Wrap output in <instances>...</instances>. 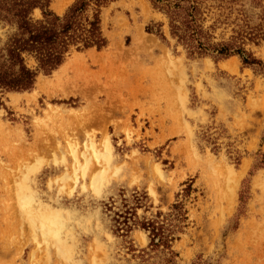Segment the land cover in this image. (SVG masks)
I'll return each mask as SVG.
<instances>
[{"label":"rangeland","instance_id":"374dc122","mask_svg":"<svg viewBox=\"0 0 264 264\" xmlns=\"http://www.w3.org/2000/svg\"><path fill=\"white\" fill-rule=\"evenodd\" d=\"M157 23L165 40L146 31ZM101 28L105 48L2 95L0 264H140V224L176 203L174 264H264V71L190 55L150 0L109 1ZM13 31L0 22V51ZM246 50L264 66V42ZM53 213L61 245L40 228Z\"/></svg>","mask_w":264,"mask_h":264},{"label":"trees","instance_id":"16d2710c","mask_svg":"<svg viewBox=\"0 0 264 264\" xmlns=\"http://www.w3.org/2000/svg\"><path fill=\"white\" fill-rule=\"evenodd\" d=\"M111 0H76L62 16L49 9L51 0H0V22L14 31L0 51V105L4 93L30 91L40 73L51 74L72 51L106 47L101 28L102 10ZM154 9L167 19L169 36L190 55L227 59L238 56L241 63L264 71L261 60L246 50L264 42V7L261 0H150ZM38 9L41 18L33 17ZM163 24L146 31L165 40ZM222 31L217 38L215 33ZM227 29L230 35L225 38ZM191 187L184 190L188 197ZM121 217V216H120ZM186 220L182 203L171 212L157 213L140 224L148 233L149 251L140 250V264L150 253L162 254L166 264H174L175 234ZM125 224V221L123 222Z\"/></svg>","mask_w":264,"mask_h":264},{"label":"bare ground","instance_id":"6f19581e","mask_svg":"<svg viewBox=\"0 0 264 264\" xmlns=\"http://www.w3.org/2000/svg\"><path fill=\"white\" fill-rule=\"evenodd\" d=\"M107 58V57H106ZM93 59V58H92ZM94 60V59H93ZM99 60H101V59H99L98 58V60L97 61H99ZM43 87V85H42V83H39V88H42ZM104 153H102L103 155H104V157H106L107 159H109L110 158V154H111V146H110V144H109V142H108V140H106L105 141V144H104ZM100 158V156H97V158ZM103 157V156H102ZM106 160V159H105ZM84 169V168H83ZM93 178V177H92ZM102 178V177H101ZM100 178V179H101ZM94 181H92V184H96L97 185V183H99L98 181H99V178L98 177H96V180L95 179H93ZM91 183V182H90ZM91 184V185H92ZM96 185L94 186L95 187V189H96V191L98 190L97 189V187H96ZM99 185V184H98ZM92 188H93V185H92ZM94 189V190H95ZM97 193V192H96ZM23 198V197H22ZM20 199V198H19ZM24 200V199H23ZM26 200V199H25ZM25 204V203H24ZM48 213V212H47ZM49 214V213H48ZM42 215V214H41ZM46 215V214H45ZM43 216V215H42ZM40 218V217H39ZM60 219V217H59V215L57 216L56 214H52V215H47L46 217H45V219H44V223H42L41 222V224H42V226H40V228H42V231H43V234L46 236V237H50V238H53L54 240H56V241H54V243L56 244V243H58V245H61L60 243H59V239H58V236H59V231H60V229L62 228V222L59 220ZM43 220V219H42ZM41 231V232H42ZM59 249V248H58ZM64 253V252H63Z\"/></svg>","mask_w":264,"mask_h":264}]
</instances>
